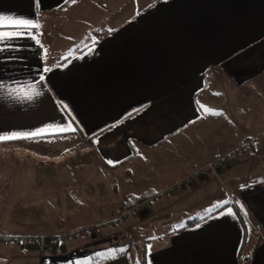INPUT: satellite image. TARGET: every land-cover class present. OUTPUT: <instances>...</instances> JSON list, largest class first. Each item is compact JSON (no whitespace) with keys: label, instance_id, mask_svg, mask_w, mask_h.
Returning a JSON list of instances; mask_svg holds the SVG:
<instances>
[{"label":"crops","instance_id":"obj_1","mask_svg":"<svg viewBox=\"0 0 264 264\" xmlns=\"http://www.w3.org/2000/svg\"><path fill=\"white\" fill-rule=\"evenodd\" d=\"M0 16L39 25L0 28L21 32L0 41V136L48 129L0 146L72 160L34 196L38 217L23 209L35 203L23 167L0 165V237L21 232L10 221L64 232L37 264H264V177L226 197L209 181L156 194L220 154L214 173L228 180L246 153L264 166V0H0ZM233 96L243 101L227 106ZM145 192L147 217L119 214ZM209 197L212 209L189 216ZM172 218L183 224L145 236ZM109 222L131 239L110 241ZM90 224L98 232H76ZM25 242L24 253L39 248Z\"/></svg>","mask_w":264,"mask_h":264},{"label":"rangeland","instance_id":"obj_2","mask_svg":"<svg viewBox=\"0 0 264 264\" xmlns=\"http://www.w3.org/2000/svg\"><path fill=\"white\" fill-rule=\"evenodd\" d=\"M45 37H43L44 39ZM62 39V38H61ZM225 103L227 104V106H229L230 104L234 103V102H241L243 100H240L238 97H231L229 99H225L224 100ZM239 109L237 108L235 109V112L239 113ZM243 142L242 141H238L237 143L234 144V146L236 147L237 150H239L240 148L243 147ZM11 147L12 145L8 144V145H4V146H0V149H7L8 153L4 154V155H0V165H4L7 167H17L19 169H21V167H23V180L27 182V184H29V187H33L29 188L28 190L24 191L23 193H27L29 194L28 196H31L33 199L32 201H35V203L33 202V205L30 206H26L23 207V209L25 210V212H28L29 210H32L31 213H28L27 215L29 216H35L38 217L40 216V202L37 200H35L36 198L34 197L36 195V193H41L44 192L46 194V190L41 191V187L42 185L46 186V185H51L52 182H56L57 178L56 175L61 178L63 177H68L69 175L67 173H64L65 171L68 170V165H70L72 163V160L70 158V156H64L60 159H58V161L56 159H52L50 157L49 154L45 153L44 156H48V157H44V156H40V155H29V156H23V158L18 157V155H14L13 152H11ZM10 149V150H9ZM245 160L243 161L245 164L240 165V166H236L235 169L230 170L229 174L227 176H229L230 180L227 179V177L222 176V175H216L214 172L218 169H216L215 171L209 173L206 176H203L202 178H200V180L196 181L195 183H192L188 186L185 187H195L198 184H201L203 182L209 181V183H212L213 185H216L215 188V192L216 195L215 196H219L220 197H226L227 193L229 190H231L232 186H240L241 183H243L245 181V179H249V180H253L255 178H260V177H264V166L261 168V170L259 171V166L261 164V166L263 165L262 163V157L261 156H248V154L246 153L244 155ZM73 159V158H72ZM79 159V155L77 154L76 156V160ZM86 159V158H85ZM210 159V158H209ZM207 159V160H209ZM207 160H205L204 162H206ZM203 162V163H204ZM261 162V163H260ZM202 163V164H203ZM227 163V162H226ZM225 163V164H226ZM225 164L219 166L223 167ZM21 171V172H22ZM254 171V172H253ZM255 173V174H254ZM19 178L17 179L18 181H21V175H18ZM65 180H61V182H64ZM235 182V183H234ZM228 184V185H227ZM231 186H230V185ZM182 187L178 190H176L175 192L172 193H167L164 194V196H173L176 193H178L181 189L185 188ZM35 188V189H34ZM218 193V194H217ZM157 194V193H156ZM158 195V194H157ZM163 194H159V196ZM217 196V197H218ZM210 198H207L206 200L203 201V204L206 205L205 207H203L202 209H196L195 211H193V213H188L189 216H200L201 214H203L204 212H207L208 210L212 209L213 206L210 205ZM49 203L50 200L48 201L46 198L44 199ZM41 201V200H40ZM146 204L144 206V208H142L139 211H130L129 209H122L121 213H133L136 214L138 217H147V215L149 214V203L148 200L145 199ZM208 203V204H207ZM38 210V212H37ZM129 210V211H127ZM190 210V208H189ZM26 215V216H27ZM181 219H183L182 216H180ZM178 219V218H172V219H165L162 220V222L160 223V225H158L157 228L147 231L145 232V236H150L153 233H161L163 230L165 229H169V228H175L177 226H180L183 224V220ZM10 223L13 226H17L19 227L18 229L21 230V232H13L15 236H11L15 239H11V240H4L0 238V254H2L4 257H9V259H11V261L13 262V264H37L40 259H42V257L44 258H49V255L47 254V252L49 251L50 247H51V243L54 241V239L56 237L59 238L60 234H63L64 232L60 233H55V231L51 230L50 227L47 226H42L39 224H35V223H28V224H24L22 222H18V221H10ZM93 225V224H90ZM123 226H126V224L122 223ZM94 228L92 231H86L87 233H92L95 234L96 231L98 232L99 229H97L96 225H93ZM113 228H107V230L109 231V235L110 241H115L116 240V236L118 234H120V237L122 238H128L131 239V234H126L125 232L122 233L117 232V228L115 227V223L113 224ZM84 228V227H82ZM81 228V229H82ZM128 229V227H125ZM83 230V229H82ZM85 231V230H84ZM37 232H41L39 236L35 235ZM24 236H29V235H33L38 237V239L34 242L35 245H39V248H37L34 251L29 250V252L24 253L23 250V245L21 246L18 241H16V237H23ZM54 236V239L50 240L49 237L50 236ZM3 236H7L6 234H3ZM84 237V239H83ZM81 237V240L79 243H83V242H91V238L90 236H83ZM133 237V236H132ZM119 238V237H117ZM60 239V238H59ZM64 239H65V235H64ZM62 239V240H64ZM26 242H33L31 240H26V239H22ZM61 240V239H60ZM134 240V237L133 239ZM25 242V243H26ZM64 243H68L67 240L65 239ZM29 246L31 245L30 243L28 244ZM131 245V244H130ZM134 247L137 246L136 244H133ZM132 245V246H133ZM95 246V245H94Z\"/></svg>","mask_w":264,"mask_h":264},{"label":"built area","instance_id":"obj_3","mask_svg":"<svg viewBox=\"0 0 264 264\" xmlns=\"http://www.w3.org/2000/svg\"><path fill=\"white\" fill-rule=\"evenodd\" d=\"M245 109L240 108L239 109V113H244ZM227 162V155L226 154H220L217 156H214L212 158H210L209 160H207L206 162H204L203 164L197 166L196 168L192 169L191 171H189L188 173L183 174L182 176L178 177L177 179H175L174 181L166 184L165 186H163L161 189H159L157 191V194H167V193H172L175 192L176 190L188 186L192 183H195L196 181L200 180V178H202L203 176L208 175L209 173L215 171L217 168H219V166L225 164ZM146 204V201H140L137 204H135L131 209H129L130 211H139L142 208H144ZM127 210V211H129ZM94 228L93 225H88L82 229V231H92ZM41 232H37L35 235L39 236ZM64 235L60 234L59 238L62 240L64 239ZM50 240L54 239V236H50L49 237Z\"/></svg>","mask_w":264,"mask_h":264},{"label":"snow or ice","instance_id":"obj_4","mask_svg":"<svg viewBox=\"0 0 264 264\" xmlns=\"http://www.w3.org/2000/svg\"><path fill=\"white\" fill-rule=\"evenodd\" d=\"M68 2L76 3V0H68ZM7 26H12V27H15V28H18V29H25V30L39 27V25L37 23H33L32 21H29V20L16 19V18H6V17L0 16V28L7 27ZM18 35H21V32H19V31H17V32L0 31V41L5 40L7 38H10L12 36H18ZM37 43H39V41H37ZM44 71L47 72V71H49V69L45 68ZM40 79L43 80L44 77L41 76ZM204 110L207 111V112H211L212 111L211 109H207V108H204ZM70 130L74 131V129H71L69 126L57 127L55 129H53V131H57V132H67V131H70ZM46 131H48V129H40L37 132L28 133V134H16V133H13L11 135L0 136V140H12V139L26 138L28 136L43 135ZM109 163H111V161H109ZM223 203L226 204V203H228V201H224Z\"/></svg>","mask_w":264,"mask_h":264},{"label":"trees","instance_id":"obj_5","mask_svg":"<svg viewBox=\"0 0 264 264\" xmlns=\"http://www.w3.org/2000/svg\"><path fill=\"white\" fill-rule=\"evenodd\" d=\"M147 196H148V193L145 192V193H141L140 195H138L136 197L129 196V197L125 198V200H124V202H125L124 208L125 209L132 208L138 202L145 200L147 198ZM213 212H215V211H213ZM213 212H211V213H213ZM199 220H201L199 217H193V218L187 220V222L184 225V228L197 223ZM114 223L115 222H109V223H106V224L108 225V224H114ZM80 231H82V230H78L76 232H80ZM0 238L4 239V240H7V241L11 240V239H15V238H13L11 236H3V237H0ZM22 239L31 240V241L35 242L38 239V237L33 236V235L23 236V237H16V241H18V242L20 240H22Z\"/></svg>","mask_w":264,"mask_h":264}]
</instances>
